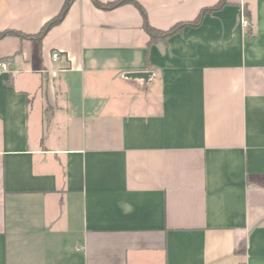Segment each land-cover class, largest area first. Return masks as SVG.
Wrapping results in <instances>:
<instances>
[{
	"label": "crops",
	"instance_id": "1",
	"mask_svg": "<svg viewBox=\"0 0 264 264\" xmlns=\"http://www.w3.org/2000/svg\"><path fill=\"white\" fill-rule=\"evenodd\" d=\"M135 1L167 30L220 0ZM226 1L154 42L92 0L0 38V264H264V0ZM64 2L0 0V32Z\"/></svg>",
	"mask_w": 264,
	"mask_h": 264
},
{
	"label": "trees",
	"instance_id": "2",
	"mask_svg": "<svg viewBox=\"0 0 264 264\" xmlns=\"http://www.w3.org/2000/svg\"><path fill=\"white\" fill-rule=\"evenodd\" d=\"M71 1L72 0H65L61 10L59 11V13L54 16L52 19L48 20L47 22H45L41 29L39 30L38 33L36 34H33V35H23L21 34L20 32L18 31H14V30H4V31H1L0 32V38H3L7 35H17V36H23V37H27V38H31V39H35L37 41H41L42 38L44 37V35L47 33V31L54 25L58 24L62 19L63 17L65 16V14L67 13L68 9H69V6L71 4ZM93 3L99 7H102V8H105V9H109V8H113L119 4H122V3H125V2H131L133 4H135L142 16H143V25L147 31V33L149 34L150 36V40L151 42L153 41H156L157 39H160V38H165L166 36L170 35V34H173L177 31H179L183 26H197L201 19H202V16L205 12H208V11H213V10H216V9H219L221 8L223 5H225L227 3L226 0H220L217 4L209 7V8H205L203 10H201V12L198 14V16L192 20V21H189V22H179V23H176L174 24L173 26H171L169 29L167 30H160V29H157L153 26H151L147 20V15H146V11L145 9L135 0H119V1H114V2H108V3H102L101 1L99 0H92ZM244 13L246 14V10H244Z\"/></svg>",
	"mask_w": 264,
	"mask_h": 264
},
{
	"label": "water",
	"instance_id": "3",
	"mask_svg": "<svg viewBox=\"0 0 264 264\" xmlns=\"http://www.w3.org/2000/svg\"><path fill=\"white\" fill-rule=\"evenodd\" d=\"M151 75V71L143 70V71H130L124 73V76L131 79H143L147 80L148 77Z\"/></svg>",
	"mask_w": 264,
	"mask_h": 264
},
{
	"label": "built area",
	"instance_id": "4",
	"mask_svg": "<svg viewBox=\"0 0 264 264\" xmlns=\"http://www.w3.org/2000/svg\"><path fill=\"white\" fill-rule=\"evenodd\" d=\"M241 22L243 25H247V19L244 16L241 18ZM52 58L54 60H57L59 58L58 53L57 52L52 53ZM7 65H8L7 63L0 61V67H6Z\"/></svg>",
	"mask_w": 264,
	"mask_h": 264
}]
</instances>
